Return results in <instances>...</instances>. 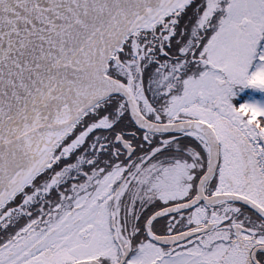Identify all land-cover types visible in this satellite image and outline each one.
Instances as JSON below:
<instances>
[{"label":"snow or ice","instance_id":"obj_1","mask_svg":"<svg viewBox=\"0 0 264 264\" xmlns=\"http://www.w3.org/2000/svg\"><path fill=\"white\" fill-rule=\"evenodd\" d=\"M0 264H264V0H0Z\"/></svg>","mask_w":264,"mask_h":264}]
</instances>
